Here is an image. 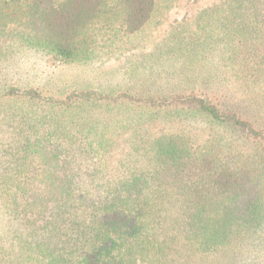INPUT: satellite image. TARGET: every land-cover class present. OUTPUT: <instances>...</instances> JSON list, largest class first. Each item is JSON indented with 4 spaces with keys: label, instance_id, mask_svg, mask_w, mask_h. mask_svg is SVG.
<instances>
[{
    "label": "trees",
    "instance_id": "1",
    "mask_svg": "<svg viewBox=\"0 0 264 264\" xmlns=\"http://www.w3.org/2000/svg\"><path fill=\"white\" fill-rule=\"evenodd\" d=\"M177 1L0 0V264H264V0L137 51ZM116 54L109 85L53 74Z\"/></svg>",
    "mask_w": 264,
    "mask_h": 264
},
{
    "label": "rangeland",
    "instance_id": "2",
    "mask_svg": "<svg viewBox=\"0 0 264 264\" xmlns=\"http://www.w3.org/2000/svg\"><path fill=\"white\" fill-rule=\"evenodd\" d=\"M217 1L219 0H178L174 7L172 6L167 10L163 5H160L152 23L149 24L143 32L133 38L134 42L139 46L137 51H149L154 47L156 42L165 37L171 23L183 19L186 15L187 17L193 16L200 10L211 6ZM120 65L121 58L119 54H116L114 58L107 59V57H103L89 65L61 66L55 69V73L53 74L64 83L69 81L72 84L81 82L91 83L97 86L109 85L117 78H120ZM175 130H185V132L193 136L198 142H202L211 134L210 129L202 123L195 121L156 122L144 126L143 131L149 132L148 134L155 136L163 132H174ZM14 137H16V135L11 131H5V138ZM125 147H127L126 142L121 140L116 153L118 154L120 150Z\"/></svg>",
    "mask_w": 264,
    "mask_h": 264
}]
</instances>
